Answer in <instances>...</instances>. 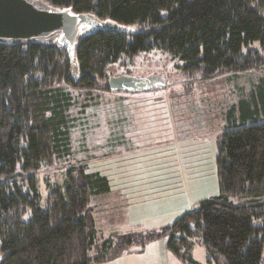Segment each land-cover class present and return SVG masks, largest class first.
Returning a JSON list of instances; mask_svg holds the SVG:
<instances>
[{
  "label": "trees",
  "instance_id": "obj_1",
  "mask_svg": "<svg viewBox=\"0 0 264 264\" xmlns=\"http://www.w3.org/2000/svg\"><path fill=\"white\" fill-rule=\"evenodd\" d=\"M42 1L145 29L83 32L76 83L68 75L67 52L54 42L0 43V264H97L164 238L169 254L197 264L189 253L191 237L201 241L209 263L221 256L225 264H264V86L239 101L238 125L218 136V195L159 231L100 240L90 199L110 188L105 175L87 171L84 163L48 186L46 196L37 179L43 167L70 155L68 86L87 96L109 91L108 65L155 49L180 59L188 79L260 68L264 0Z\"/></svg>",
  "mask_w": 264,
  "mask_h": 264
},
{
  "label": "rangeland",
  "instance_id": "obj_2",
  "mask_svg": "<svg viewBox=\"0 0 264 264\" xmlns=\"http://www.w3.org/2000/svg\"><path fill=\"white\" fill-rule=\"evenodd\" d=\"M163 15L164 12H162ZM123 30L129 32L142 31L145 27L132 25H118ZM88 32V31H87ZM85 31V33H87ZM182 63L180 59L173 58L169 53H165L160 49L152 51L139 52L132 57L123 56L117 63H111L105 68L108 78L111 76H119L129 74L139 78H146L149 75H160L166 83L164 86H159L155 90H146L140 92L129 91H104L88 95L81 89H75L68 86L71 97L73 98V106L69 110V117L72 118L74 127L70 129V146L71 152L69 157L56 161L52 166L43 167L38 173V189L43 196L48 194V186L61 184L66 172L71 167H77L82 163L88 167L87 171H98L101 175L107 176L109 182L114 183V176L124 174L121 170H132L141 172L137 177H142L143 181L134 183L129 186H141L142 188L135 192L132 196L131 205L126 208V213L122 212L121 208L114 210L102 211L104 203L109 202V199L92 197L90 206L93 211L94 223L97 222V234L100 240H104L111 236L110 231L117 230V226L121 219H126L127 223L131 221L134 233L159 231L167 225H171L177 218L184 215L191 208H196L197 203L201 199L215 197L219 192V184L217 183L216 157L218 155V141L215 138L206 136L202 137L203 123L208 122L211 115L206 109L201 112V104H196L194 101V127H201V130H195V138L189 139L188 145L190 152L187 158H184L185 149L179 146L174 161L182 162L188 160L190 166H181L171 162L166 149H148L144 148L140 151L129 150L117 151L114 154L107 150L105 140V124L110 121L122 120V115H131L135 118L144 117L159 118L166 115L167 102H163L159 109L155 110L151 106L139 109L137 105L147 103L148 101L170 99H184L185 97L198 95L200 90L206 88L213 89L221 94L222 102L225 103V111L230 105H236V100L250 99L258 95V88L264 86V65L260 68L248 69L247 71H237L214 75L208 80L217 81V83H203L201 77L188 79L186 74L179 70L178 66ZM169 88V89H168ZM172 93V98H167V92ZM205 94L200 95L201 102L205 100ZM93 97V98H91ZM158 98V99H157ZM190 102V101H188ZM216 113L222 107L217 102ZM86 104L85 107H83ZM175 106V115L185 117L186 106L185 101L181 100V105ZM180 104V103H178ZM131 106L128 110L121 111V107ZM215 108V105L211 109ZM83 110V111H82ZM163 113H165L163 115ZM219 115V114H218ZM221 116H219L220 118ZM199 119V120H195ZM79 122V124H78ZM198 122V124H197ZM184 124V122H182ZM146 132L140 136V140L148 141L149 139H157L152 128L154 125L140 127ZM184 131V127H183ZM182 132V131H181ZM179 132V133H181ZM84 138V142L82 141ZM150 141V140H149ZM148 141V142H149ZM128 147L129 143L126 144ZM197 161V162H195ZM158 167V174L153 173L154 169L150 167ZM180 167V168H179ZM159 178V182L151 179ZM115 187V186H114ZM99 197V196H98ZM101 199V200H100ZM233 201L238 198L233 197ZM42 206L44 204L41 200ZM189 203V207L187 204ZM108 214V215H107ZM106 218H104V217ZM107 217H111V221ZM131 224V223H130ZM132 232V233H133ZM192 242L189 253L192 255L197 264H225L223 257H219L218 262L207 261L208 255L198 238L191 237ZM153 244L165 245L164 239H157ZM96 251H89V255L93 256ZM170 262L176 264L177 258L170 254Z\"/></svg>",
  "mask_w": 264,
  "mask_h": 264
},
{
  "label": "crops",
  "instance_id": "obj_3",
  "mask_svg": "<svg viewBox=\"0 0 264 264\" xmlns=\"http://www.w3.org/2000/svg\"><path fill=\"white\" fill-rule=\"evenodd\" d=\"M217 83V81H212L208 79H203V82H199L196 85H203V83ZM165 87V86H164ZM212 88V87H211ZM206 88L204 91L200 90L198 91L199 94L195 96H189L185 97L184 100L186 106L188 104H191L192 106L186 108V114L185 117H181L179 115H175V106L174 102H176V105H181L180 99H173L172 93L167 92V98H172L170 101H164V100H158L156 101H148L147 103H143L140 105H137L138 107H141L139 109L144 110V108H147L151 106L153 109H159V106L162 105L163 102H167V109L170 108L169 111L166 110V115L159 117V118H148L143 119L144 117H137L138 114H136L135 118H131L129 116L131 115H122V120L120 121H110L106 122L105 124V140L107 143V150L114 154V157L116 155L117 151H126L129 150H137L140 149L143 150L144 148L148 149H166L168 151V155L171 158V162H174L175 164L181 166H190V163L188 160L182 162L174 161L173 158L174 155H176V152L179 149V146L182 149H185L184 158H187L190 152V146L188 145L189 139L195 138V130H201V127H194V119L193 114L195 112L194 110V101H198L196 104H201V112H204L206 109L209 111L210 118L208 122L203 123V130H202V137H212L215 138L216 141H218V136L222 134L224 131L228 130L230 127L234 125H238L239 122V115L238 113V106L239 101L245 100V99H239L236 100V105H230L227 110L225 111V103L222 102V97L220 93H217V91H212L213 89ZM169 89V88H168ZM205 94V100L204 102H201L202 98H199L200 95ZM158 99V98H157ZM190 101V102H188ZM217 102H219L222 107L218 111V114L216 113L217 108ZM180 103V104H178ZM215 105V108L211 109V107ZM131 106L124 105L121 107V111L128 110V108ZM165 113H163L164 115ZM219 116H221L219 118ZM199 120V119H195ZM250 121V120H248ZM184 122V124H182ZM249 123V122H247ZM198 124V122H197ZM148 125H154V128H152V131H154L155 135L158 137L157 139H149L148 141L140 140V136L143 135L146 130L140 128ZM184 127V131H183ZM182 131V132H181ZM181 132V133H179ZM140 136H139V135ZM127 142L129 143V146L126 147ZM197 162V161H195ZM179 167V168H180ZM149 169H154L153 173L158 174V167L155 166L150 167ZM119 172H122L124 174L116 175L112 174L110 179H114V183L111 185V181L108 180V186L109 191L105 193L104 195L97 196L96 198H104L109 199V202L104 203L102 207V211L106 210H114L115 208H121L123 210L122 212L126 213V208H129L131 205L132 196L135 194V192L139 191L142 187L140 186H129L134 183H139L143 181L142 177H137L141 172H136L132 170H121ZM107 177V176H106ZM159 178L151 179L155 182H159ZM108 179V178H107ZM115 186V187H114ZM130 199H132L130 201ZM101 200V199H100ZM202 200V199H201ZM200 201V200H199ZM189 203L187 204V207ZM190 210L193 209L189 207ZM115 211V210H114ZM108 215V214H107ZM104 217V216H103ZM106 218V217H104ZM109 221H111V217H107ZM131 223V224H130ZM97 222L95 221V225ZM132 225H134L131 221L129 224L127 223L126 219H121L117 230H111L110 234H130L134 230L131 228ZM97 227V225H96ZM134 233V232H133ZM155 241V240H153ZM170 254L167 250L166 244L165 245H157L153 244V242H150L142 249H138L135 247H130L127 251L119 254L118 257L110 258L107 261L104 262H98L97 264H173L169 260ZM194 259V258H193ZM178 260V259H177ZM96 264V263H93ZM176 264H182L179 260Z\"/></svg>",
  "mask_w": 264,
  "mask_h": 264
},
{
  "label": "water",
  "instance_id": "obj_4",
  "mask_svg": "<svg viewBox=\"0 0 264 264\" xmlns=\"http://www.w3.org/2000/svg\"><path fill=\"white\" fill-rule=\"evenodd\" d=\"M116 30L120 27L90 13H73L69 9L50 7L42 0H0V43L54 42L67 52L69 76L77 82L76 50L82 33L87 30ZM109 91L134 93L155 90L166 83L160 75L139 78L129 74L111 76Z\"/></svg>",
  "mask_w": 264,
  "mask_h": 264
},
{
  "label": "bare ground",
  "instance_id": "obj_5",
  "mask_svg": "<svg viewBox=\"0 0 264 264\" xmlns=\"http://www.w3.org/2000/svg\"><path fill=\"white\" fill-rule=\"evenodd\" d=\"M250 70V69H249ZM98 244V243H97Z\"/></svg>",
  "mask_w": 264,
  "mask_h": 264
}]
</instances>
